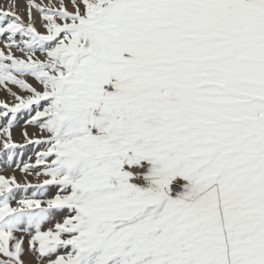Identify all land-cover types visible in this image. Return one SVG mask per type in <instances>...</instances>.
<instances>
[{
    "label": "snow or ice",
    "instance_id": "snow-or-ice-1",
    "mask_svg": "<svg viewBox=\"0 0 264 264\" xmlns=\"http://www.w3.org/2000/svg\"><path fill=\"white\" fill-rule=\"evenodd\" d=\"M0 93V264H264V0H6Z\"/></svg>",
    "mask_w": 264,
    "mask_h": 264
},
{
    "label": "rangeland",
    "instance_id": "rangeland-1",
    "mask_svg": "<svg viewBox=\"0 0 264 264\" xmlns=\"http://www.w3.org/2000/svg\"><path fill=\"white\" fill-rule=\"evenodd\" d=\"M5 2L6 0H0V4H4ZM18 2L23 5L24 0H18ZM0 95H2V93H0Z\"/></svg>",
    "mask_w": 264,
    "mask_h": 264
},
{
    "label": "bare ground",
    "instance_id": "bare-ground-1",
    "mask_svg": "<svg viewBox=\"0 0 264 264\" xmlns=\"http://www.w3.org/2000/svg\"><path fill=\"white\" fill-rule=\"evenodd\" d=\"M22 5V4H21Z\"/></svg>",
    "mask_w": 264,
    "mask_h": 264
}]
</instances>
